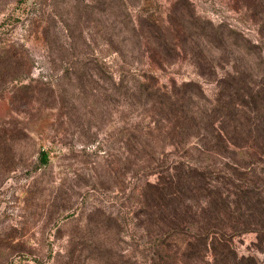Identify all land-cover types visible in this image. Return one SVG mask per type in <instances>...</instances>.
I'll list each match as a JSON object with an SVG mask.
<instances>
[{
	"label": "rangeland",
	"instance_id": "1",
	"mask_svg": "<svg viewBox=\"0 0 264 264\" xmlns=\"http://www.w3.org/2000/svg\"><path fill=\"white\" fill-rule=\"evenodd\" d=\"M192 93L254 100L246 156L186 143ZM262 134L264 0H0V264H152L159 180L234 159L262 185ZM257 237L233 247L264 264Z\"/></svg>",
	"mask_w": 264,
	"mask_h": 264
},
{
	"label": "trees",
	"instance_id": "2",
	"mask_svg": "<svg viewBox=\"0 0 264 264\" xmlns=\"http://www.w3.org/2000/svg\"><path fill=\"white\" fill-rule=\"evenodd\" d=\"M191 95L198 99L199 104L191 108L188 103L183 119L189 126L187 130L198 127L199 134L191 137L183 129L181 136L186 143L190 145L189 140L198 139L200 152L211 155H223L220 147L241 148L246 156L243 151L248 143L244 138L245 128L236 116L243 117L245 107L250 111V102L254 105V100L245 105L238 103L242 106L240 109L232 100L222 104L218 99L216 106L214 101L201 93L189 94L188 102ZM173 97L169 99L174 105L178 97L176 94ZM233 108L238 112L235 113ZM219 117L223 118L219 120L221 124L224 121L231 123L240 137L237 139L243 142L230 136L225 126H215ZM207 126L212 127V136L208 134ZM260 126H263V121ZM211 143L214 146L210 147ZM232 161L234 163L230 166L223 165L224 170L215 164L204 166L200 162L191 166L180 162L175 170L172 168L167 176L159 180L155 186L156 198H159L156 205L161 208L158 212L163 216L159 220H168L169 230L158 231L153 238L156 240L151 248L152 264H189V259L193 257L202 262L208 259L209 254L212 264H262L254 256H240L233 247V241L244 234L256 233L257 248H264V184L262 186L251 180L250 168L234 159ZM214 173H218L216 177ZM161 192L164 193L160 194L163 199L159 196Z\"/></svg>",
	"mask_w": 264,
	"mask_h": 264
}]
</instances>
